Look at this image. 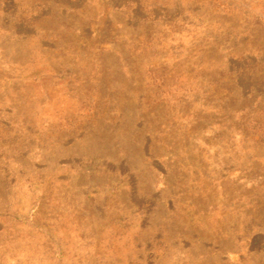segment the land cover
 Returning a JSON list of instances; mask_svg holds the SVG:
<instances>
[{
	"label": "rangeland",
	"instance_id": "374dc122",
	"mask_svg": "<svg viewBox=\"0 0 264 264\" xmlns=\"http://www.w3.org/2000/svg\"><path fill=\"white\" fill-rule=\"evenodd\" d=\"M0 264H264V0H0Z\"/></svg>",
	"mask_w": 264,
	"mask_h": 264
}]
</instances>
